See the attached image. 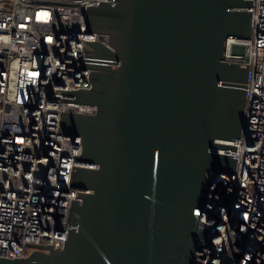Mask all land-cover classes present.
Masks as SVG:
<instances>
[{
  "label": "water",
  "instance_id": "95a60500",
  "mask_svg": "<svg viewBox=\"0 0 264 264\" xmlns=\"http://www.w3.org/2000/svg\"><path fill=\"white\" fill-rule=\"evenodd\" d=\"M87 6L92 88L55 93L96 104L61 112L58 132L80 136L63 248L34 246L2 264H195L208 172L235 173L244 130L249 64L226 60L230 36L251 38L253 0H119Z\"/></svg>",
  "mask_w": 264,
  "mask_h": 264
},
{
  "label": "built area",
  "instance_id": "2783aa9c",
  "mask_svg": "<svg viewBox=\"0 0 264 264\" xmlns=\"http://www.w3.org/2000/svg\"><path fill=\"white\" fill-rule=\"evenodd\" d=\"M98 5L100 0H50ZM118 2L119 0H102ZM251 38L230 36L226 60L249 64L244 130L237 150L211 148L237 158L235 173L206 182L195 264H264V0H253ZM87 6L0 0V259L27 257L34 246L61 249L68 238L70 185L80 136L58 132L61 112L96 114V104L55 88H92L93 57L85 40L108 45V35L84 31ZM238 41L236 43L235 41ZM0 264H2L0 262Z\"/></svg>",
  "mask_w": 264,
  "mask_h": 264
},
{
  "label": "rangeland",
  "instance_id": "374dc122",
  "mask_svg": "<svg viewBox=\"0 0 264 264\" xmlns=\"http://www.w3.org/2000/svg\"><path fill=\"white\" fill-rule=\"evenodd\" d=\"M213 175H214L213 172H208V174H207V181H210Z\"/></svg>",
  "mask_w": 264,
  "mask_h": 264
},
{
  "label": "bare ground",
  "instance_id": "6f19581e",
  "mask_svg": "<svg viewBox=\"0 0 264 264\" xmlns=\"http://www.w3.org/2000/svg\"><path fill=\"white\" fill-rule=\"evenodd\" d=\"M235 42H236V43H238V41H237V40H236Z\"/></svg>",
  "mask_w": 264,
  "mask_h": 264
}]
</instances>
